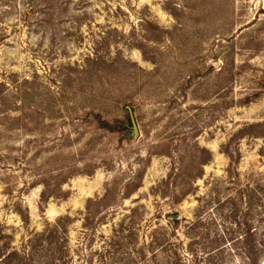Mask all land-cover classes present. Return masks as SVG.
Returning a JSON list of instances; mask_svg holds the SVG:
<instances>
[{
    "label": "rangeland",
    "instance_id": "obj_1",
    "mask_svg": "<svg viewBox=\"0 0 264 264\" xmlns=\"http://www.w3.org/2000/svg\"><path fill=\"white\" fill-rule=\"evenodd\" d=\"M247 234L264 0H0L4 264H246Z\"/></svg>",
    "mask_w": 264,
    "mask_h": 264
},
{
    "label": "trees",
    "instance_id": "obj_2",
    "mask_svg": "<svg viewBox=\"0 0 264 264\" xmlns=\"http://www.w3.org/2000/svg\"><path fill=\"white\" fill-rule=\"evenodd\" d=\"M56 226H59V225H56ZM57 231H59V230H57ZM243 237L244 236H242L240 238L242 239ZM248 238H249V236L247 234L246 235V240H247L248 245L245 248V251H242V255H239L240 256V259H242L246 264H264V250H263V248H258V246H255L254 244L249 243L248 242ZM33 242H35V239H32V240L30 239V246L32 248L34 247L33 246ZM30 246L28 245V250H29V247ZM213 253L214 252L208 253L207 256H211ZM13 255H17L18 260H20L21 262H23L24 260H26L27 258H29V252H22L21 253L19 251L10 252L4 258H9V260H13L11 258V256H13ZM240 259H237V260H240ZM0 264H4L3 259L0 260ZM214 264H217V263H214ZM222 264H224V262Z\"/></svg>",
    "mask_w": 264,
    "mask_h": 264
}]
</instances>
